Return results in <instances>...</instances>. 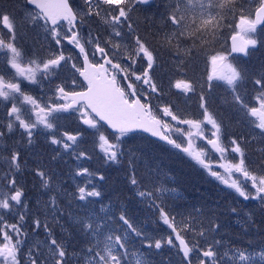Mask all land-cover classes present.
Returning a JSON list of instances; mask_svg holds the SVG:
<instances>
[{
	"label": "snow or ice",
	"instance_id": "snow-or-ice-1",
	"mask_svg": "<svg viewBox=\"0 0 264 264\" xmlns=\"http://www.w3.org/2000/svg\"><path fill=\"white\" fill-rule=\"evenodd\" d=\"M84 5L86 11L74 7L71 0H24V9H28L26 15L0 8V104L4 105L7 121L0 124V129L6 128L7 133L19 129L21 138L29 146L38 135L46 134L47 143L55 146L54 160L62 158L63 154H75L76 160H90L91 156L86 151L77 150L76 145L85 132L91 130L93 143L102 153L105 165L122 167L127 161L125 177L134 196L149 209H155L159 214L158 223L175 234L186 264H192L193 252L198 253L196 259L199 264H264V246L252 250L229 246L227 251H221L224 245L216 235L224 225L220 222L221 213L217 208L192 204L187 218L177 222L176 216L165 210L163 198L178 194L175 188L159 182L161 165L148 156L147 149L128 147L129 138L148 133L182 152L243 200L259 201L264 206V163L256 167L246 163L239 138H232L229 144L224 143L222 122L209 111L203 90L199 118H186L175 105L160 102L166 94L165 87L163 82L157 83L155 79L156 69L161 66L158 64L160 48L175 49L174 70L184 77L185 57L191 59L194 49L203 51L195 42L192 47L182 49L185 38H194L198 34L214 35L224 19L222 10L235 12L233 22L228 25L234 32L231 52H216L209 56L212 71L207 77L208 89L213 87L214 80L222 81L230 90L234 105L264 135V75L253 81L257 94L250 100L246 99L240 92V84L247 76L246 70L229 60L232 53L249 56L264 44L258 33V28L264 32V0H258L254 15L246 12L236 0H173L164 14L165 27L170 25L171 30L163 33L159 48L153 47L131 22V13L137 9L150 11L153 0H84ZM102 5L108 7L102 9ZM197 8L199 20L194 14ZM213 9L217 11L214 13ZM102 10L105 12L104 22L111 28L108 38L102 40L91 32L87 36L82 35L84 17L100 16ZM149 19L145 16L146 24ZM22 25L43 30L47 55L21 45ZM66 46H71L73 51L78 49L75 57L71 51L66 54ZM97 55L102 62H94ZM80 57L83 62L78 66L73 61ZM68 65L82 80L74 76L70 84L67 79L56 83L60 71ZM137 84L147 87L138 91ZM195 88V82L186 78H169L168 81L169 91L176 89L187 94L195 92ZM154 99L158 103L153 104ZM77 116L85 126L81 131L57 134L61 120ZM4 137L5 132L0 130V139ZM200 141L204 142L203 146ZM209 150L219 154L223 162L218 164V168L223 169V173L213 170L212 164L206 162ZM8 151L5 159L9 171L0 177V264H22L27 236L22 231V224H9L5 216L15 211L23 221L24 215L20 210L27 208V204L25 191L16 176L21 167L20 152L15 148ZM229 152L239 154L238 162L228 160ZM140 163L144 165L145 175L142 177ZM35 175L45 189L52 191L54 173L37 168ZM93 176H96L98 184L92 183ZM77 177L87 178V183L84 186L77 184L75 192L64 195L71 198L70 202H79L78 212L75 215L68 213L85 243V247L80 249L78 264H150L143 251L135 250L137 240L149 255L152 250L160 251L166 245L177 247L172 235L154 239L145 233L134 223L126 204L116 208L111 202L107 205L102 203L104 173H93L89 168L78 165L72 178ZM158 200L161 202L157 203ZM58 201L59 195H52L44 208L46 217L50 216L59 224L65 210ZM97 203H100L99 211L94 207ZM230 212L239 216L235 207ZM33 223L36 229L41 227L39 219ZM43 227L47 235L48 255L44 257L43 252L38 251L39 245L37 250L29 248L26 264H69L66 242L58 239L47 223ZM188 233L192 234V240L186 239ZM209 236L211 243L207 242ZM201 238L206 247L201 246Z\"/></svg>",
	"mask_w": 264,
	"mask_h": 264
},
{
	"label": "trees",
	"instance_id": "trees-1",
	"mask_svg": "<svg viewBox=\"0 0 264 264\" xmlns=\"http://www.w3.org/2000/svg\"><path fill=\"white\" fill-rule=\"evenodd\" d=\"M71 2L77 9L86 11L84 0H71ZM172 2L173 0H153V6L150 11L143 12L137 9L131 13L133 26L139 34L147 37L153 47L159 48V42L163 39V33L171 30L170 25L167 28L165 27L164 14L168 5ZM236 3L242 5L246 12H252L253 15L256 7H258V0H236ZM21 7H24V0H0V8H8L9 10L19 12ZM101 7L102 9H106L108 6L102 5ZM215 11L217 10L213 9L214 13ZM194 14L199 20L198 8L194 10ZM222 14L224 19L220 21V27L215 30L214 35L211 33L207 35L198 34L194 38H185L182 49L184 47H192L194 42L199 48H203V51H200L198 48L194 49L195 54L191 59L185 57L187 63L183 71L186 73V76L181 77L174 70L175 49L165 50L160 48L158 64L161 66L156 69L155 79L157 83L163 82L165 95H168L164 97L169 100L168 103L175 105L177 110L186 118H199L202 111L200 108V94L203 90V94L207 98L209 111L216 114L218 120L222 122V138L224 143L229 144L232 138H239L246 163H250L253 167H256L260 163H264V135H261L259 129H256L250 119L234 105L232 94L222 81L214 80L212 82L213 87L210 90L208 89L207 77L211 73L209 56L216 52L224 54L231 52L229 40L234 32L228 25L233 22L235 12L230 13L227 9H224L222 10ZM145 16L150 18L148 21V24L151 25L150 28L145 22ZM104 17L105 12L103 10L100 16H85L84 23L81 26L82 34L87 36L91 32L93 36H100L102 40L107 39L111 33V28L105 24ZM124 31L127 32L128 29L125 27ZM258 33L260 39L264 40V32H260L258 28ZM20 36L22 37L20 42L23 47L38 50L41 51V54L47 55V45L43 40V34L38 32L37 29L34 30L31 25H22ZM42 45L43 49L41 48ZM229 58L231 62L238 64L246 70L247 76L240 84V92L246 99L250 100L257 94V89L253 83L254 79L260 75H264V44L255 49L249 56H235L232 54ZM62 77L60 71L59 79L55 82L61 81ZM169 78H186L189 81H194L196 85L195 92L183 94L179 93L176 89L169 91ZM78 80L81 79L78 78ZM201 85H203V89H201ZM84 127L77 117H69V119L60 121V131L62 133L67 131L70 134H76ZM2 130L4 131V128ZM16 131L18 129L14 130L13 133L4 131L3 144L8 149L0 153V156L9 155L8 150H10L11 146L12 149L19 150L20 157L23 160L22 170L17 172L16 175L23 185L26 192L25 195L28 197L27 204L29 209L23 213L24 220H19V223L22 224L26 231V236L34 237L36 241L40 237H47L45 228L43 227L44 223H47L52 229L53 234L58 239H63L66 242L69 252V264H78L77 258L81 254L80 249L85 247V243L82 235L73 226L72 217L68 215V213L75 215L78 212V202H70L69 198L62 191L58 193L52 190L50 193L53 192L55 195H59L58 202L64 207L65 215L60 218L59 224L50 216L46 217L45 208L40 205L38 207V204L48 201L45 195L49 193V190L42 186L40 179L35 175L37 168L43 170L39 166V163L43 165L40 159V156L42 157L43 154L37 153L36 156H33L30 150L35 147L40 152L41 149L46 151L49 145L44 144L41 138H39L40 135L36 137L32 146H29L25 141L20 143L16 139V136H20ZM93 139L91 130H89L78 140L76 147L77 150L86 151L91 156L90 160L79 161V166L87 167L93 173H104L106 176V180L103 182L101 188L104 194L102 203L107 205L111 202L116 208H119L121 204H126L129 208V215L133 218L134 223L145 233L154 239L167 238L169 235H172L174 244L177 245V247L166 245L160 251L152 250V254L149 255L147 251L141 248L140 242L137 240L135 250L137 252L143 251L150 264H186L182 253L178 249L179 241L175 240V234L167 226L158 223L159 214L155 209H149L147 204L141 203L134 196L131 190L132 186L125 177V170L128 168L127 161L124 162L122 167L118 165H105L101 159L102 153L99 152V149L93 143ZM128 147L147 149L148 156L152 157L154 162L161 165L162 172L159 182L166 184L168 187L175 188L178 194L175 197L169 194L163 198L165 210L176 216L177 222L182 218H187L192 204H205L207 207L217 208L221 213L219 219L224 227L216 235V239L220 240L224 245L221 251H227L229 246L248 249H257L264 246V223H262L264 221V206L259 201L252 200L249 203L245 202L237 193L212 177L207 170L203 169L179 150L164 144L162 141L159 142L144 134H140L129 138ZM48 156L50 157L49 154ZM63 158L66 157L63 156ZM214 159L216 160V158ZM73 162L74 158L70 157L63 160V164L53 159L55 167L58 168L57 171L61 172L62 181L71 188V191H75L74 184L69 185L67 178L75 171L71 169L68 173L66 164L69 163L70 167ZM139 169L140 177L144 176L143 163L139 164ZM43 171L49 172L48 170ZM2 174L3 172L0 169V175ZM56 177V175H53L51 180H59ZM78 178L80 179L81 186L87 183V178ZM91 180L93 184L99 183L96 176L91 177ZM160 202L159 200L157 201V203ZM94 207L99 211L100 203L95 204ZM232 207L239 210V216H235L230 212ZM12 218L14 222L15 219L14 217ZM36 219L41 221L39 229H36L33 223ZM245 220H247V223H245ZM60 225L64 227L61 228ZM186 239L192 240V234L188 233ZM207 242L211 243V236L208 237ZM200 244L202 247L207 246L203 238L200 239ZM25 248L26 246H24ZM27 252L28 249L23 250L24 255ZM197 256V252L192 253V264H199V260L196 259ZM22 263L25 264V260H22Z\"/></svg>",
	"mask_w": 264,
	"mask_h": 264
},
{
	"label": "rangeland",
	"instance_id": "rangeland-1",
	"mask_svg": "<svg viewBox=\"0 0 264 264\" xmlns=\"http://www.w3.org/2000/svg\"><path fill=\"white\" fill-rule=\"evenodd\" d=\"M21 9H23V10H21ZM21 9H19V12L18 13H20L21 15H26L27 14V11H28V9H24V7L22 8L21 7ZM37 31L38 32H41V34H43L42 33V29H37ZM66 49H68V53H69V51H71V53H72V55L75 57L76 56V51L74 50H71V46H66ZM227 54V53H226ZM0 60H2V57H0ZM229 60L231 61V59L229 58ZM77 61V64H78V61H79V64L81 63V60H80V58L78 59V60H75L74 59V61L73 62H76ZM70 67V66H69ZM210 70L212 71V68H211V65H210ZM70 76H71V79L75 76H77L75 73H74V70H70ZM78 77V76H77ZM76 77V78H77ZM79 78V77H78ZM71 79H70V81H68V83H71ZM137 85H139L140 86V84H137ZM142 87L143 88H146L147 86H144V85H142ZM77 118H78V116H77ZM69 119V118H68ZM6 119L4 118V113H3V111H1L0 112V124H6ZM208 128L210 129V126H208ZM0 130H2V129H0ZM4 131L5 132H7V129L6 128H4ZM16 132H18V134L20 135V136H16V139L20 142V143H22V142H26V140H23L22 138H21V134H20V130L18 129V131H16ZM62 133V131H60L59 133H57L58 135L59 134H61ZM45 136H46V134H40V136H39V138H41V140L44 142V144L46 143L47 145H49V147H48V149L45 151L44 149H41V152H40V150H37L35 147L33 148V149H31L30 151L33 153V154H31V155H33V156H36V154L37 153H40V154H43L42 155V157L40 156V159L42 160V162H43V165L41 164V163H39V166L43 169V170H48L50 173H54V175H56L57 177V179H59V180H51V183H52V190H55V191H57L58 193L60 192V191H62V193L64 194V193H73V192H75V191H71L70 189V187H68L63 181H62V179H61V172H58L57 170H58V168H56L55 166V164L53 163V159H52V157H54L55 155H56V152L54 151V149H55V146H52V145H50L49 143H47V141H46V139H45ZM3 138L2 139H0V149L2 150L3 149V151H5L6 149H8L6 146L4 147V144H3ZM194 143H197V141H194ZM200 144H201V146H203L204 145V142L203 141H200L199 142ZM10 149H12V147L10 146ZM61 151L63 152V150L61 149ZM48 154L50 155V157L48 156ZM218 155V157H219V154L218 153H215V152H212L211 150H209V152H208V158H207V161L206 162H209V163H211L212 164V166H213V170H217V171H220L221 173H223V169H219L218 168V164L219 163H222L223 161L221 160V161H216L215 159H214V157L215 156H217ZM63 156H65L66 158H63ZM63 156H62V158H58V159H55V161H59V162H61V164H63V160H66L67 159V157H70V158H74V162L71 164V166L69 167V163L68 164H66V168H67V170H68V173H69V171L72 169V170H74L75 171V169L77 168V166L79 165V161H81V160H76L75 159V154H63ZM6 157H8V155H5V156H0V169L2 170V172H3V174L2 175H0V177H2L5 173H7L8 171H9V167H8V163H7V160L5 159ZM49 157V159L47 160V158ZM240 159V156L237 158V160H239ZM228 160H230L229 158H228ZM48 161V162H47ZM217 162V163H216ZM235 162V161H234ZM22 163H23V160L22 159H20V165L22 166ZM20 170H22V168L20 167ZM74 175V173H72V175L70 176V177H68L67 179H68V183H69V185H71L72 183L74 184V190H76V186H77V184H80V179L77 177V178H75V179H73L72 178V176ZM17 176V175H16ZM17 178H18V176H17ZM20 185L23 187V185H22V183L20 182ZM55 186V187H54ZM0 187H2V185H0ZM57 187V188H56ZM24 189V188H23ZM25 194H26V192H25ZM52 195H55V193H53V192H51L50 193V191H49V193L47 194V195H45V198H46V200H48L49 199V197L50 196H52ZM69 198V200H71V198L70 197H68ZM25 203L27 204V201H28V197L25 195ZM74 202H77V201H74ZM44 202H40L39 204H38V207H39V205L40 206H42L43 208H44ZM77 204H79V202L77 203ZM27 209H29L28 208V204H27V208H24V209H21L20 210V212L23 214L25 211H27ZM35 210H36V208H34ZM12 217H14V219H15V221L13 222V218ZM5 221L7 222V223H9V224H12V223H19V215L14 211L11 215H6L5 216ZM22 231L26 234V231L24 230V228L22 227ZM46 233V232H45ZM46 239H47V237H40V239H38L37 241H36V239L34 238V237H27V244L25 245L26 246V248L25 249H29V248H32L33 250H37L36 249V246L37 245H39V249H38V251H40V252H43V256L44 257H46L47 255H48V251H47V244H46ZM24 248H23V250H25ZM42 259H43V257H42ZM23 260H25V264H26V262H27V253H25V255H24V259ZM23 264V263H22Z\"/></svg>",
	"mask_w": 264,
	"mask_h": 264
},
{
	"label": "flooded vegetation",
	"instance_id": "flooded-vegetation-1",
	"mask_svg": "<svg viewBox=\"0 0 264 264\" xmlns=\"http://www.w3.org/2000/svg\"><path fill=\"white\" fill-rule=\"evenodd\" d=\"M83 35V34H82ZM66 54H68V49H66ZM90 58L92 59V57L90 56ZM80 60H81V63L80 64H82V59H81V57H80ZM94 62H101L100 60H99V56L97 55V57H96V59L94 60ZM76 63H77V61H76ZM79 64V61H78V66L80 65ZM70 65H68V66H66L65 68H63L62 70H61V76H63L62 78V80L61 81H63V80H65V79H67L68 81H70V79H71V76H70V67H69ZM77 76H78V73H75ZM79 77V76H78ZM61 81H58V82H56V83H60ZM70 84V83H69ZM54 86V85H53ZM141 88H143L142 87V85H137V90L139 91ZM76 90H79V88H77ZM37 92H38V90H37ZM165 96H168V95H165ZM168 99L167 98H165L164 97V99H163V101H160L161 103L162 102H167L168 103ZM156 103H158V101H156L155 99L153 100V104H156ZM1 111H3V113H4V105L3 104H0V112ZM143 134V133H142ZM145 135V134H144ZM147 136V135H146ZM4 147H5V144H4ZM243 150V149H242ZM3 152V149L2 150H0V153H2ZM239 157V154H236V153H231V152H229V154H228V157L227 158H229L230 160H233V161H235V162H238V160H237V158ZM214 158H216V161H221V159H220V156L218 157V155L217 156H215ZM217 163V162H216ZM243 199V198H242ZM245 202H252V200H248V201H245ZM258 202V201H257ZM252 204V203H251ZM257 249H259V248H257ZM249 250H252V249H249Z\"/></svg>",
	"mask_w": 264,
	"mask_h": 264
},
{
	"label": "water",
	"instance_id": "water-1",
	"mask_svg": "<svg viewBox=\"0 0 264 264\" xmlns=\"http://www.w3.org/2000/svg\"><path fill=\"white\" fill-rule=\"evenodd\" d=\"M231 45H232V41H231V37H230V40H229V46H230V50H231ZM77 52H78V49L76 50ZM232 54H234V55H243V54H238V53H232ZM81 59H82V57H81ZM91 59V58H90ZM83 62V61H82ZM102 62V61H101ZM82 79V78H81ZM79 90H81V89H79ZM143 134H145V135H147L149 138L151 137L150 136V134H148V133H143ZM151 138H153L154 140H156V138H154V137H151ZM156 141H158V140H156ZM161 142V141H160Z\"/></svg>",
	"mask_w": 264,
	"mask_h": 264
}]
</instances>
